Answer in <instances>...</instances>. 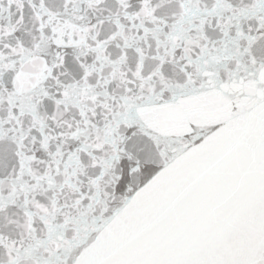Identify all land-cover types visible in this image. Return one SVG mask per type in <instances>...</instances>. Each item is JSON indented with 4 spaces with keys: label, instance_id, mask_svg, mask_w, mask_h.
Wrapping results in <instances>:
<instances>
[{
    "label": "snow or ice",
    "instance_id": "snow-or-ice-1",
    "mask_svg": "<svg viewBox=\"0 0 264 264\" xmlns=\"http://www.w3.org/2000/svg\"><path fill=\"white\" fill-rule=\"evenodd\" d=\"M0 264H264V0H0Z\"/></svg>",
    "mask_w": 264,
    "mask_h": 264
}]
</instances>
